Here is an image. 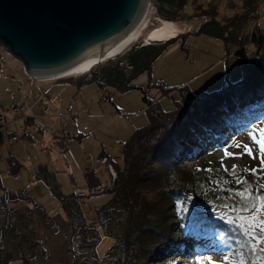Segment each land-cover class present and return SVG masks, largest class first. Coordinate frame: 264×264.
Listing matches in <instances>:
<instances>
[{
  "label": "trees",
  "instance_id": "1",
  "mask_svg": "<svg viewBox=\"0 0 264 264\" xmlns=\"http://www.w3.org/2000/svg\"><path fill=\"white\" fill-rule=\"evenodd\" d=\"M181 7L179 2L177 8ZM231 9V15L219 21L216 8L196 6L193 10L195 15L209 18L193 35L212 36L225 52L232 47L239 60L241 77L228 81L224 66L227 83L222 89L192 93L186 85L166 86L150 81L152 64L168 43L180 39L179 48L186 51L183 39L188 34L131 50L124 62L122 55L106 61L104 65L112 72L103 83L89 78L101 88L109 86L123 94L133 89L129 84L135 77L146 73L147 86L156 87L162 97L172 100V108L164 110L159 103L141 97L146 123L120 142L122 166L108 156L115 179L102 194H110V199L85 212L74 204L90 229L103 230L105 216L112 209L123 213L121 236L107 248L108 264H177L173 255L208 250L224 253L222 264H264V238L251 242L237 224L241 218L264 214L259 199L264 198V152L260 149L257 162L221 170L217 175L206 162H198L188 171L183 166L199 159L203 150L221 146L232 130L242 131L264 119V0H246ZM156 13L169 22L181 15L177 9L171 12L161 7L156 8ZM261 136L262 144L264 132ZM104 156L107 155L103 153L101 158ZM5 162L10 175L21 167L11 156ZM50 189L71 221L72 205L59 198L57 187ZM32 207L42 209L36 204ZM187 224L192 226L189 232L178 229ZM182 239L193 241L189 245L192 247L185 248ZM28 247L32 253L44 254L38 242ZM7 255L0 236V264H10Z\"/></svg>",
  "mask_w": 264,
  "mask_h": 264
},
{
  "label": "rangeland",
  "instance_id": "2",
  "mask_svg": "<svg viewBox=\"0 0 264 264\" xmlns=\"http://www.w3.org/2000/svg\"><path fill=\"white\" fill-rule=\"evenodd\" d=\"M147 1L152 4L153 13L148 18L141 38L127 51L145 46V34L152 27L159 25L157 19L165 20L158 17L156 13L158 7L171 12L177 9L178 13L181 14L170 21L173 29H177L174 37L179 34H188L183 39V46L187 51L180 50V39L168 43L153 62L150 81L155 82L159 78L163 79L167 85H186L192 93L222 89L227 83L224 78L225 64L219 61L216 56L220 50H223L222 45L210 35H193L201 24L209 20L208 16L195 15L193 10L196 6L216 8L219 13L217 18L219 21V18H226L231 15L232 7L240 5L246 0ZM179 2H182L180 9L177 8ZM159 44L162 43L154 45ZM230 51L231 53L227 56L228 72L226 75L228 81L234 82L239 80L241 74L239 60L232 54V47ZM222 54H225L224 51ZM5 60L6 65L0 66V74H10L11 69H13L17 77L28 80L20 62L11 56L5 57ZM105 62L99 63L98 73L96 76L93 75L98 83H103L105 78L111 75L112 70L108 68V65H104ZM147 81L146 73H141L132 82L136 89L123 94L117 93L109 86L102 85L101 88L93 81L82 84L80 89H77L73 82L63 84L62 81H56L50 85L41 84L43 87L50 86L52 88L49 95L53 98L59 95L61 99L56 98L57 105L51 104L48 113L43 111V103L36 104L35 102L37 95L44 90L36 87L29 95L30 102L33 104L31 106L34 107L32 111L36 115L34 116L36 117L35 120H39L43 126L51 129L52 133L41 136L38 132L34 133L33 128L29 129L35 138L34 142L23 143L26 150L19 148L16 151L21 161L24 162L19 171L20 179L18 181H15L6 171L0 170V178L1 181L3 180L4 189L7 193L17 194V197L26 194L42 207V209L37 210L38 212H35L36 215L31 221L14 226L15 229L12 230L2 228L3 225H8L9 228L12 226L9 218L6 216L0 218L2 246L4 252L8 254L10 264H108L107 248L111 241L121 236L124 222L123 213L117 209H112L107 213L103 230L98 227H94L95 229L86 228L78 216L75 205L70 207L74 210V217L72 216L70 221L65 211L60 209V203L57 199L50 195L46 185L42 183L40 178L33 179L31 175L37 171L38 166L45 165L48 170L46 179L50 186H59L61 195L69 196L72 192L81 190L80 171L90 165V159L92 160L97 155L99 149H102L107 156L112 157L116 164L121 167L119 140H124L130 135L134 129L131 128V125L135 123L137 118H144L142 95L149 99L155 95L156 97L161 96L156 87H146ZM138 85H142V88ZM137 87L141 88L142 91ZM48 90L50 91L49 88ZM11 92L15 94V90ZM107 94L109 95V102L103 103ZM32 95H35L34 98H31ZM172 96L176 99L174 94ZM3 101L4 99L0 102L1 105H3ZM160 105L162 109L169 110L172 108V100L169 97H163ZM10 107L4 108L3 111L7 120H14L17 118L14 116L17 112L9 111ZM62 130L68 133L70 138L55 139L54 137H59L58 134ZM263 132L264 119L247 126L242 131L232 130L221 146H213L203 150L199 159L184 163L183 166L188 171L196 163L206 162L211 172L217 175L221 170L235 168L247 162H257L260 158V139ZM78 133L83 135L77 142L74 139ZM48 138H54L51 144H48ZM6 142L12 147L15 143L9 140ZM2 151L4 150L2 149ZM2 151L0 153V168L6 166L5 155ZM243 152H246L249 157ZM62 158L67 160V166L62 162ZM30 165L34 168L32 169ZM69 173H72L73 181H71ZM101 180L106 181V177H101ZM227 183L231 185L232 181L227 180ZM17 187L21 188L17 189ZM109 199L110 194L108 193L85 197L82 204L79 205L80 211L85 212L98 207ZM11 204L10 209H14L16 205ZM40 211H43L47 218L41 215ZM0 212H3L1 208ZM195 222H199V220ZM237 224L251 242H259L264 238V230H262L264 214L257 213L248 218H241ZM191 227L187 224L178 229L182 232H189ZM182 241L185 248L190 243L193 244V241L189 239H182ZM33 242H38L39 247L44 250L42 256L30 251L28 246ZM222 255L225 256L224 253ZM222 255L208 250L199 254L191 252L187 255H173L172 258L177 260V264H222Z\"/></svg>",
  "mask_w": 264,
  "mask_h": 264
},
{
  "label": "water",
  "instance_id": "3",
  "mask_svg": "<svg viewBox=\"0 0 264 264\" xmlns=\"http://www.w3.org/2000/svg\"><path fill=\"white\" fill-rule=\"evenodd\" d=\"M146 4L147 0H0V45L29 77L58 75L89 55L102 59L131 30Z\"/></svg>",
  "mask_w": 264,
  "mask_h": 264
},
{
  "label": "crops",
  "instance_id": "4",
  "mask_svg": "<svg viewBox=\"0 0 264 264\" xmlns=\"http://www.w3.org/2000/svg\"><path fill=\"white\" fill-rule=\"evenodd\" d=\"M230 48L231 47H229L225 52L223 47H222L223 50H220L216 55L217 58L219 59V61H222L225 64L227 72H228V68H227L228 58H227V56L231 53ZM186 51H187V49H186ZM223 51L226 54L223 55L222 54ZM233 51H234V49H233ZM233 51H232V54H233ZM130 54H131V50L125 52L122 55V62H124L125 59H127L129 57ZM1 65L5 66L6 63L0 64V66ZM98 69H99V67L93 68L89 73L85 74L83 77L82 76L72 77V78H66V79L55 80V81H50V82H48V81H37V80L32 79L31 77H29L26 74L24 68H23V70H24V73L28 76L27 77L28 80H24L23 78L21 79L20 77H17L15 74V71L13 69H11L12 72L10 74H6V73L0 74V102L4 99L3 105H1V103H0V108L3 110L4 108H6L8 106L9 107L10 106H16L17 107V111H16L17 113L14 115V116H17V118L14 120L13 119L7 120V118L5 116V112H4L3 125L0 126V153L3 149L4 151H2V152L5 155L4 161L7 157L11 156L21 165L19 170L16 171L13 175H10L8 173L7 164H6V166L1 167L0 170L6 171V173L9 176H11V177H13V179H15V181H18L20 179L19 171L23 167L24 162L21 161V159L18 156V153L16 151L19 148H21L22 150L25 151L26 147L24 144L34 142L35 138L32 135V132L29 131L30 128H33L34 129L33 132L35 131L34 133H36L37 132L35 130L36 126H38V125L43 126L39 120H35L36 117H34V116H36V115L32 111L34 107L31 106L33 104L30 102L29 95L32 94L33 90L36 87L44 90V92L37 95L35 102H36V104H38L40 102L43 103V111L45 113H48L49 109L51 108V104L57 105L56 103H58V102L55 100H56V98L60 99V97H59V95H56V98H53L51 95H49L50 92L52 91V88H50V86L43 87V86H41V84L50 85L52 83H55L56 81H59V82L62 81L63 84H66L68 82H73L76 85V88L80 89L82 84L89 82L90 77L94 78L93 75L96 76V74L98 73ZM132 82H133V80L130 82L129 85L133 87V90H135L136 88L133 86ZM155 83H164L166 86H176V85H172V84L167 85L163 79H159V78L156 79ZM139 84H142V83H139ZM138 86H140L142 88V85H138ZM146 87H148L147 84H146ZM48 88L50 89V91L49 90L47 91ZM137 88H139V87H137ZM141 88H139V90L142 91ZM13 90H15V94H12L11 91H13ZM7 96H8V98H7ZM34 96L35 95H32L31 98H34ZM162 98H163L162 96L156 97V95H155V97H152V99H149L146 97V99L148 101L157 102L159 104H161ZM29 102H30V104H29ZM104 102H106V103L109 102V95L108 94L106 95V100L103 101V103ZM30 106H31V108H30ZM144 122L146 123L145 116H144V118H142V117L137 118L135 123H133L131 125V128L140 127V126L144 125ZM43 127H45V126H43ZM60 132L58 134L59 137H54L55 139L62 137L60 135ZM42 135H46V134H41V136ZM82 135L83 134L78 133L75 136L74 140H76L78 142L81 139ZM54 138H52V139L48 138L49 139L48 144L49 143L51 144L53 142ZM63 138H70V137H63ZM7 140L15 142L13 144V147L11 144H10V146L7 144V142H6ZM124 140H119V141L122 142ZM103 153H104L103 150L99 149V152L97 153V155L92 160L90 159V165L88 167H84V169L82 171H80L79 179L81 181V190L80 191H74L69 196L60 195L59 198H65L67 200L68 204H70V205L75 204L78 207L80 204H82V201H84L85 197H92V196L101 195L103 190H105L109 187V185L111 183L110 177L105 172L104 168L102 167V165L100 163V160H101V157L103 156ZM94 159H96V160H94ZM27 160H29V159H27ZM62 162H64L65 165L67 166V160L65 158H62ZM30 167L32 169L34 168L32 165H30ZM47 173H48V170H47L46 166L40 165L37 167V171L35 173H33L31 175V177L33 179H39L40 178V180L42 181V183L44 185H46L48 192L52 196L51 191H50L51 190L50 184L46 179ZM68 175L70 176L71 181H73L72 173H69ZM101 177L102 178L106 177V181H102ZM0 183L2 186V190L0 191V193L2 194L0 196V208L3 210V212H0V218L3 216H6L12 222V226L10 228L8 225H3L2 228L7 229V230L8 229L12 230V229H15L14 226H18L20 224L31 221L34 218V216L36 215L35 212H37V210H33L32 204H36L37 206H40V205L37 204L36 202H34V199L29 198L26 194H21L20 197H17V194L7 193V191L4 189L3 180L1 181V178H0ZM53 187H57L59 189V186H53ZM19 188H21V187H17V189H19ZM59 192H60V189H59ZM60 194H61V192H60ZM11 203L16 205V207L14 209H10V207L12 205Z\"/></svg>",
  "mask_w": 264,
  "mask_h": 264
},
{
  "label": "bare ground",
  "instance_id": "5",
  "mask_svg": "<svg viewBox=\"0 0 264 264\" xmlns=\"http://www.w3.org/2000/svg\"><path fill=\"white\" fill-rule=\"evenodd\" d=\"M152 13V4L147 1L143 13L138 19V21L113 49L107 50L102 59H98L97 56L89 55L82 59L79 64H77L68 71H65L58 75L37 76V79L55 80L83 76L84 74L88 73L92 68L97 66L99 63L114 59L124 54L130 47H132V45H134L141 38L143 31L147 25L148 18ZM157 20L159 22V25L157 27H152V29L145 34L144 45H148L150 43H164L169 39H172L174 37V34H176L175 32L177 29H173L172 24L169 21L160 19ZM111 54L113 55L110 56Z\"/></svg>",
  "mask_w": 264,
  "mask_h": 264
},
{
  "label": "built area",
  "instance_id": "6",
  "mask_svg": "<svg viewBox=\"0 0 264 264\" xmlns=\"http://www.w3.org/2000/svg\"><path fill=\"white\" fill-rule=\"evenodd\" d=\"M7 56H10V54L8 52L5 51V48L3 49V46L0 45V64H5L6 63V60H5V57ZM32 79L34 80H37V81H55V80H43V79H37V77H32ZM105 101V99H104ZM17 110V107L16 106H11L9 108V111H11L12 113H15ZM4 121V111L0 108V124L3 123ZM35 130L37 132H39L40 134H51L52 133V130L47 128V127H43V126H36ZM60 135L62 137H69V134L66 133L64 130H62L60 132ZM100 163L101 165L104 167V169L107 171L109 177H110V180H114L115 179V173H114V169H113V166H112V163H111V160L109 159L108 156H104L103 158H101L100 160Z\"/></svg>",
  "mask_w": 264,
  "mask_h": 264
},
{
  "label": "snow or ice",
  "instance_id": "7",
  "mask_svg": "<svg viewBox=\"0 0 264 264\" xmlns=\"http://www.w3.org/2000/svg\"><path fill=\"white\" fill-rule=\"evenodd\" d=\"M261 151L264 152V143L261 144ZM259 199H261V201H262L261 207L264 208V198H259ZM258 210H260V209H258ZM262 230H264V225H262ZM262 250H264V249H262Z\"/></svg>",
  "mask_w": 264,
  "mask_h": 264
}]
</instances>
